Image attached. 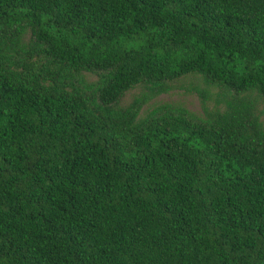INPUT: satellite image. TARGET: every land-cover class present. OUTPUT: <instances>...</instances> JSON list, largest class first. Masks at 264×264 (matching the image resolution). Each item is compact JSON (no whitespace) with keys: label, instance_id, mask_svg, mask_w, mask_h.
<instances>
[{"label":"trees","instance_id":"trees-1","mask_svg":"<svg viewBox=\"0 0 264 264\" xmlns=\"http://www.w3.org/2000/svg\"><path fill=\"white\" fill-rule=\"evenodd\" d=\"M105 76L103 108L198 73L234 94L208 124L95 117L0 68V264H264V0H0V46Z\"/></svg>","mask_w":264,"mask_h":264},{"label":"rangeland","instance_id":"rangeland-1","mask_svg":"<svg viewBox=\"0 0 264 264\" xmlns=\"http://www.w3.org/2000/svg\"><path fill=\"white\" fill-rule=\"evenodd\" d=\"M34 31L22 28L15 38L0 46V68L17 79H27L46 92L91 98L89 113L95 117L131 115L135 123L179 119L208 124L218 113L234 104V94L193 73L162 84H141L124 94L110 108L98 104L95 94L106 77L85 70H74L67 64L50 62L40 57L41 48L34 43ZM238 105L252 108L264 127V102L256 91L236 98Z\"/></svg>","mask_w":264,"mask_h":264}]
</instances>
